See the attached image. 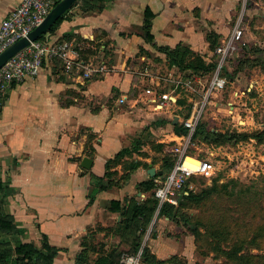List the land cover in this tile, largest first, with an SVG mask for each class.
<instances>
[{"label":"crops","instance_id":"0c3cea01","mask_svg":"<svg viewBox=\"0 0 264 264\" xmlns=\"http://www.w3.org/2000/svg\"><path fill=\"white\" fill-rule=\"evenodd\" d=\"M21 1L0 0V26ZM239 5L240 0H114L100 12L71 8L45 41L76 45L82 72L67 75L62 61H45L38 76L4 93L0 166L6 190L0 199L17 232L2 237L39 248L46 239L60 249L53 264H75L86 243L106 250L128 246L116 234L124 219L121 212L148 201L152 190L146 191L144 183L155 184L164 174L167 149L181 136L177 130L189 113L192 98L179 88L190 87L181 82L190 81L197 91L206 89L212 78L185 74L171 65L169 52L185 46L208 63L217 61L208 35L215 33L220 46L241 15ZM250 38H257L255 31ZM244 39L245 34L232 56L244 46L252 48ZM253 45L262 48L259 41ZM90 67L104 69L86 79L83 73ZM161 71L178 77L155 80L151 74ZM234 95H244L235 90L228 96L226 104L236 110L230 107ZM207 101L219 110L225 105L223 100ZM125 149L130 153L112 166L116 174L107 178V163ZM86 157L93 161L90 169L82 166ZM131 163L136 164L133 170ZM151 166L155 177L148 172ZM110 180L113 185L108 186ZM112 201L120 203V212ZM99 238L112 239L113 245ZM159 245L166 248L156 241L146 247L167 260Z\"/></svg>","mask_w":264,"mask_h":264},{"label":"rangeland","instance_id":"374dc122","mask_svg":"<svg viewBox=\"0 0 264 264\" xmlns=\"http://www.w3.org/2000/svg\"><path fill=\"white\" fill-rule=\"evenodd\" d=\"M239 14L244 17V41L252 49H258L264 60V0H240L237 10V15ZM252 31H255L257 38L249 40ZM256 41L261 43L262 48L253 45ZM244 54L242 50L240 54L229 57L226 66L233 65L234 68L227 69L228 74L234 73ZM243 67L233 81L227 77L223 90L208 98L215 102L223 100L225 105L221 110L207 101V87L196 88L197 91L186 87L179 88L192 98L193 110H202L201 122L205 123L206 130L211 132L210 138L212 137L211 141H206L203 137L194 141L192 151L208 159L213 171L209 175L194 178L192 192L199 193L211 186L215 179L220 184L229 183V192L214 194L199 205L194 204L174 211L171 219L168 215L161 214L164 206L159 213H154L143 232L141 243L143 247L152 241L163 243L166 248L161 245L159 248L164 249L167 259L177 256L185 264H234L225 257L218 256L217 245L208 242L210 238L207 228H229L230 246L240 243L241 240H250L254 232L260 227L264 228V143H259L256 138L243 136L264 131V71L262 67L249 66L248 63ZM151 75L155 80L157 76L170 80L178 77L177 74L163 71L153 72ZM162 82L169 83L164 80ZM235 90L244 92L245 95L238 98L233 96L231 103L234 104L230 106L236 109L233 110L226 103L228 96ZM197 230L200 233L198 236L195 233ZM99 240L106 245L112 242V239L107 242L106 238ZM112 245L109 244L110 247ZM121 248L122 256L131 253L127 252L128 246L122 245ZM150 251L152 253L151 249ZM248 251L264 254V238L258 245H247L244 253ZM168 253H172V256L169 257ZM96 255L92 254V261ZM141 264L145 263L141 261Z\"/></svg>","mask_w":264,"mask_h":264},{"label":"trees","instance_id":"16d2710c","mask_svg":"<svg viewBox=\"0 0 264 264\" xmlns=\"http://www.w3.org/2000/svg\"><path fill=\"white\" fill-rule=\"evenodd\" d=\"M53 1L55 6L61 0ZM112 1L114 0H77L74 3L73 7H75L76 5H80L81 10L84 13L95 11L100 12L103 11ZM66 14L67 12L57 20V22L49 29L48 32L55 31L58 24H60L65 19ZM149 16L151 15L148 13L145 29H148L150 26ZM45 37L46 34L42 35L38 40L45 41ZM149 39L151 40V38ZM208 40L211 43L210 48L212 50H215L218 46L217 35L215 33L208 35ZM242 50L243 52H245V54L242 57L243 59L241 58L242 60L239 61V65L232 75L228 74V70L224 67L222 75L226 77V79L229 76V78H231V80L233 81L235 75L239 71L244 69L243 65L246 63H248L249 66L262 67V70L264 71V60L262 59V56L258 49H247L246 47H243ZM251 53H253L256 57H252L250 55ZM169 56L171 59V65L177 66L181 71L185 72V74L189 72L190 74L195 75L211 76L217 68L216 60L208 63L201 55L194 54L189 48L185 46H178L175 49L171 50L169 52ZM5 100V94L0 93V113L4 106ZM192 107L193 105H189V113L188 115H186V118H189ZM177 133L179 135H185L187 134V129H185L183 125H181L179 126ZM210 133L211 132H207L205 123L203 124L200 121L196 133L193 136V142L197 141V139L201 137H203L206 141H211L212 137L210 138ZM243 136L247 138L253 137L256 138L259 143H264V131L253 132L251 134H243ZM128 153H130V150L125 149L118 153L114 160H111L107 163V178L111 179L116 174V172H111L112 166L120 163ZM173 165L174 159L172 155L167 154V156L164 158V174L162 175L163 178L166 176V173L172 169ZM135 168L136 164L131 163V169L133 170ZM107 185H113V182L110 180ZM107 185H102L101 188L105 189ZM5 186L6 185L4 184V182H2L1 179L0 166V192L6 190ZM144 186V189H146V191L152 190L149 195L148 201L144 205H139L136 203L131 204L128 209L124 210V212H121L124 219L121 223H119L120 227L116 232V234L121 238V241L128 245L129 250L127 252H131L130 254H136L141 249L143 232L145 231L147 225L151 222L158 206L157 199L154 197L153 193V190L155 188L154 182L151 181L144 183ZM228 192L229 183L220 184L218 183V179H215L211 186L202 189L199 193L189 191V194L185 195L180 201L178 207L169 204L165 205L163 210H161V214H166L171 219V217L174 216V211H179L182 208H186L194 204L199 205L214 194ZM111 204L116 205L114 211L120 212L121 209L119 202L112 201ZM4 205V201L0 199V264H53L54 259L58 255L60 249L51 246L46 239L42 247L39 248L33 243L19 242L13 244L9 240H7L6 237H2V234L4 233L13 234L14 232H17L14 219L12 218V216L5 212ZM207 230L210 238L208 242L211 245H217L216 252L218 253V256H223L227 259V261H230L234 264H264V254H254L250 251L244 253L245 247L247 245H258L259 241L264 238L263 227H260L256 232H254V235L250 240H241L240 243H233L231 246L229 242L231 234L229 228L210 226L207 228ZM195 233L196 236L200 234L198 230L195 231ZM86 245V248H84L79 254V257L77 258L75 264H123L121 262L123 250L120 246L106 250L103 247L97 248L94 245H89L87 243ZM225 247H227L228 249ZM93 253L97 255L96 258L92 261L91 256ZM142 261L145 264H185L177 256L171 257L167 260L158 259L156 255L151 253L150 248L148 247L143 248Z\"/></svg>","mask_w":264,"mask_h":264},{"label":"built area","instance_id":"2783aa9c","mask_svg":"<svg viewBox=\"0 0 264 264\" xmlns=\"http://www.w3.org/2000/svg\"><path fill=\"white\" fill-rule=\"evenodd\" d=\"M53 6V0H22L16 8L8 13L1 23L0 53L10 44L27 36L45 19ZM243 27L244 17L240 15L230 36L216 48L215 53L218 57L217 68L212 74L207 87V99L212 94L225 88L227 79L222 75V71L226 67L229 57L236 53L238 46L242 43ZM56 60L62 61L67 75H78L82 72L83 66L80 62L77 46L72 42L37 40L0 69V93H6L13 84L22 83L28 78H35L39 75L45 61ZM103 69L104 67L98 70L90 67L83 75L87 79L95 71ZM181 83L192 88L190 81ZM242 94L245 95L244 92ZM201 119L202 110L195 108L189 118L183 120L187 134L177 136L176 144L167 149V152L174 158V166L167 176L155 179L153 193L158 202V212L167 204L178 206L183 197L188 195L189 191H193V179L209 175L213 171V166L208 159L192 151L193 136ZM188 158L195 160L197 163L196 168H191L186 164ZM142 252L143 250L136 254L125 253L121 258V262L123 264H141Z\"/></svg>","mask_w":264,"mask_h":264},{"label":"water","instance_id":"95a60500","mask_svg":"<svg viewBox=\"0 0 264 264\" xmlns=\"http://www.w3.org/2000/svg\"><path fill=\"white\" fill-rule=\"evenodd\" d=\"M77 0H61L57 3L50 12L47 14L45 19L35 27L27 36L10 44L0 53V69L13 57H15L22 50L26 49L32 42L37 41L42 35L48 33L49 29L57 22V20L62 17L66 12H68ZM93 161L90 158H84L82 166L86 169L92 167ZM149 174L151 177H155L157 171L154 167H150ZM162 174V172H159Z\"/></svg>","mask_w":264,"mask_h":264},{"label":"bare ground","instance_id":"6f19581e","mask_svg":"<svg viewBox=\"0 0 264 264\" xmlns=\"http://www.w3.org/2000/svg\"><path fill=\"white\" fill-rule=\"evenodd\" d=\"M186 164L188 166H190L191 168H196L197 167V163L195 162V160L191 159V158H188L186 160Z\"/></svg>","mask_w":264,"mask_h":264}]
</instances>
